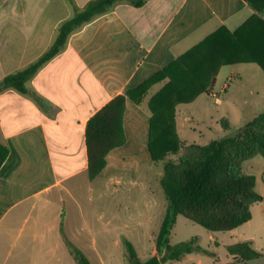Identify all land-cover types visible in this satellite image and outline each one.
I'll list each match as a JSON object with an SVG mask.
<instances>
[{
	"label": "crops",
	"instance_id": "crops-1",
	"mask_svg": "<svg viewBox=\"0 0 264 264\" xmlns=\"http://www.w3.org/2000/svg\"><path fill=\"white\" fill-rule=\"evenodd\" d=\"M92 1L0 0V82L38 61L56 41L60 26ZM255 16L264 19V12L245 0H122L69 35L62 50L26 82V93L1 90L0 143L10 152L0 169V264H77L68 242L91 264H109L110 255L106 259L96 246L107 243L111 222L103 226L106 232L94 231V187L105 205L113 196L109 186L137 182L141 168L155 164L149 151L151 114L144 104L127 100L125 144L108 153L106 167L94 180L88 176L89 119L219 28L234 32ZM206 96L216 106L214 117L225 137L264 112L262 105L258 109L264 101V71L256 63L222 66ZM225 120L232 130L222 126ZM243 170L256 178L263 205L264 157L246 162ZM258 203L251 208L252 219L222 241L227 251L243 242L260 250L255 237L242 230L259 216ZM183 260L203 264L191 254Z\"/></svg>",
	"mask_w": 264,
	"mask_h": 264
},
{
	"label": "trees",
	"instance_id": "trees-1",
	"mask_svg": "<svg viewBox=\"0 0 264 264\" xmlns=\"http://www.w3.org/2000/svg\"><path fill=\"white\" fill-rule=\"evenodd\" d=\"M120 1L94 0L86 5L60 26L56 41L38 61L4 77L0 91L13 88L26 93V82L62 50L69 35L110 12ZM245 1L257 12H264V0ZM238 63H256L264 71V19L255 16L234 32L225 26L219 28L137 88L116 96L89 119L85 133L88 176L94 180L106 167L108 153L125 144L127 100L144 104L151 114L149 151L154 163L163 164L160 183L167 207L155 240L157 255L142 261L133 244L126 241L130 264L182 261L201 250L195 238L172 243L179 215L211 232H229L252 219L251 208L262 197L256 191V178L244 173L243 166L258 156L264 157V112L236 130L222 121L231 133L206 145L181 140L176 122L179 105L209 95L220 68ZM157 86L161 87L156 91ZM9 152L0 143V169ZM68 248L77 264H91L74 244L68 242ZM228 251L241 262L262 256L250 242L229 246Z\"/></svg>",
	"mask_w": 264,
	"mask_h": 264
},
{
	"label": "rangeland",
	"instance_id": "rangeland-1",
	"mask_svg": "<svg viewBox=\"0 0 264 264\" xmlns=\"http://www.w3.org/2000/svg\"><path fill=\"white\" fill-rule=\"evenodd\" d=\"M244 84L247 89H250L251 84L247 79ZM235 88L237 85H235L234 90ZM207 100L206 94H202L193 102L177 107V131L181 140L206 145L213 139L223 137V128L218 127L213 113L216 106L212 101ZM258 104V109L261 105L264 107V101ZM163 172V164L161 163H155L151 167H142L137 182L126 179L120 184L109 186V192L113 196L110 194L107 196L105 205L103 202L100 203L99 193L96 189L98 186L95 185L94 202L91 205V220L95 232H106L103 226L111 222L107 227V243L102 244L100 242L96 246L106 256V259L110 255L109 264H130L126 241L133 244L142 261L151 258L167 207L164 190L160 183ZM116 189L118 193L111 192ZM256 208L258 210L262 208L259 211V216L250 226L245 225L242 230H247L246 235L248 237H255L258 249L262 250H257L262 254L257 260L233 262L231 254L222 244L223 240L231 239L228 232H211L182 215L177 218V223L172 232V243L177 244L195 238L201 250L194 251L191 256L202 258L203 264H264V204L262 205L260 202ZM118 235H120L119 238ZM217 239L219 244L215 242ZM218 245L219 249L216 256L213 252ZM173 264L186 263L182 260L173 261Z\"/></svg>",
	"mask_w": 264,
	"mask_h": 264
},
{
	"label": "built area",
	"instance_id": "built-area-1",
	"mask_svg": "<svg viewBox=\"0 0 264 264\" xmlns=\"http://www.w3.org/2000/svg\"><path fill=\"white\" fill-rule=\"evenodd\" d=\"M216 97V96H215Z\"/></svg>",
	"mask_w": 264,
	"mask_h": 264
}]
</instances>
